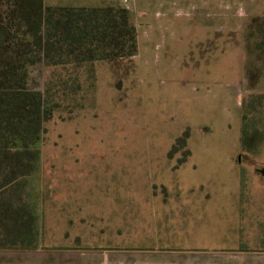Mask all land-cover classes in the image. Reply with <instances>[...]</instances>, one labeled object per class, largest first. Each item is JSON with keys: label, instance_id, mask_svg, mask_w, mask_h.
Listing matches in <instances>:
<instances>
[{"label": "rangeland", "instance_id": "1", "mask_svg": "<svg viewBox=\"0 0 264 264\" xmlns=\"http://www.w3.org/2000/svg\"><path fill=\"white\" fill-rule=\"evenodd\" d=\"M76 4L125 7L137 51L31 67L52 107L41 249L92 252L35 263L235 264V249H264V0H44Z\"/></svg>", "mask_w": 264, "mask_h": 264}, {"label": "trees", "instance_id": "2", "mask_svg": "<svg viewBox=\"0 0 264 264\" xmlns=\"http://www.w3.org/2000/svg\"><path fill=\"white\" fill-rule=\"evenodd\" d=\"M136 29L121 6L0 0V247L39 241L43 123L52 107L31 67L133 55Z\"/></svg>", "mask_w": 264, "mask_h": 264}, {"label": "crops", "instance_id": "3", "mask_svg": "<svg viewBox=\"0 0 264 264\" xmlns=\"http://www.w3.org/2000/svg\"><path fill=\"white\" fill-rule=\"evenodd\" d=\"M54 5H58V4H54ZM76 5L87 6L91 4H76ZM41 247L42 246L40 245V240L38 241V244L32 248L17 247V246L13 248L0 247V264H36L35 263L36 256L40 255L39 257H42L41 254L36 255V253H41V252H44L46 253V255L49 256L60 255L56 253H62L63 255L68 253L73 255H80V253L83 254L92 253L91 250L77 249L76 247H65L62 250H54V251L48 249L42 250ZM96 251L97 253L109 254L106 250H96ZM232 253H234L235 256V260H236L235 264H264V249H259V248H253L249 250L235 249ZM31 259H34V262H32ZM72 264H76V263H72Z\"/></svg>", "mask_w": 264, "mask_h": 264}]
</instances>
